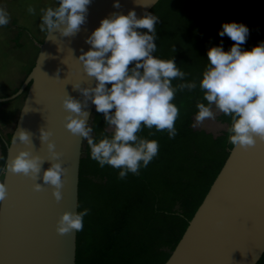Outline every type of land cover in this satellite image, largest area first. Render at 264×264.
<instances>
[{
    "label": "clouds",
    "instance_id": "1",
    "mask_svg": "<svg viewBox=\"0 0 264 264\" xmlns=\"http://www.w3.org/2000/svg\"><path fill=\"white\" fill-rule=\"evenodd\" d=\"M90 3L91 0H59L57 7L42 10L41 31L47 30L49 35L56 30L61 36H74L85 23ZM114 7H120L119 0H114ZM28 12L36 14L32 6L28 7ZM9 20V13L0 7V26L8 25ZM158 21L159 18L150 13L137 18L135 11H129L127 15L113 13L103 18L86 39L91 47L77 58L84 74L95 80V86L73 84L74 89L82 94L83 102L67 92L61 101L65 110L64 127L72 135L87 141L91 159L100 167L109 165L119 169V179L126 178L128 173L139 175L140 168L147 167L158 155V141L138 135L144 127L167 131L170 139L177 135L175 123L180 112L173 103L175 95L177 91H191L197 87L194 81L173 86L172 81H183L186 73L177 67L174 59L164 60L153 55L157 49ZM248 34L249 29L243 23L222 24L219 35H227L234 43L228 51L222 46L208 49L209 66L199 83L207 104L197 103L194 124L199 126L205 120H214V107L231 117L228 142L234 149L244 151L255 147L258 141L264 142V43L250 50L242 49ZM89 100L112 129L110 137L103 136L98 142L88 125L91 114L85 109ZM39 133L41 144L46 146L50 155L47 160L50 167L42 170L45 159L31 148H22L0 168V175L6 177L11 172L28 177L36 192L43 191L44 185H48L59 203L63 199L67 172L63 166V152L57 151L55 142L50 139L51 129L41 128ZM17 140L33 146L32 133L23 128L17 129L12 143ZM41 179L42 183L38 182ZM8 195L6 183L0 181V204ZM89 211L87 208L63 211L55 231L59 235L83 231L84 218Z\"/></svg>",
    "mask_w": 264,
    "mask_h": 264
},
{
    "label": "trees",
    "instance_id": "2",
    "mask_svg": "<svg viewBox=\"0 0 264 264\" xmlns=\"http://www.w3.org/2000/svg\"><path fill=\"white\" fill-rule=\"evenodd\" d=\"M148 13L159 18L153 55L174 59L186 73L183 81L173 80V86L194 81L197 87L175 95L173 103L180 114L174 138L155 128L144 127L138 133L159 143L158 155L147 167L140 168L139 175L128 173L119 179V169L100 167L91 159L87 141H83L78 211H90L84 218L83 231L77 232L76 264L168 261L233 148L227 131L231 117L218 114L217 121L226 128L217 133L194 126L197 103L207 104L199 83L209 66L208 49L222 46L230 50L234 42L227 35L221 37L219 31L224 22L231 21L249 29L242 49L264 43V0H159ZM88 125L97 142L112 135L95 105ZM12 135L3 139L0 133L4 157L0 168L5 166ZM257 264H264V254Z\"/></svg>",
    "mask_w": 264,
    "mask_h": 264
},
{
    "label": "water",
    "instance_id": "3",
    "mask_svg": "<svg viewBox=\"0 0 264 264\" xmlns=\"http://www.w3.org/2000/svg\"><path fill=\"white\" fill-rule=\"evenodd\" d=\"M159 0H91L86 20L74 36L47 33L34 67L19 87L0 103L12 101L26 91L16 128L32 133V143L17 140L7 147L10 159L19 149L31 148L45 159L42 170L50 167V155L41 144L39 130H52L56 150L63 152L67 169L57 203L52 189L33 191V181L23 175L7 173L3 181L8 198L0 204V264H76L77 232L59 235L56 222L63 211H78L79 173L83 141L72 135L63 123L62 97L69 95L83 102L73 84L95 86L86 76L77 58L89 50L86 39L103 18L113 13L137 18L148 13ZM94 104L85 109L91 115ZM91 116L88 119L90 121ZM42 175V173H41ZM38 182L42 183V179ZM264 254V142L258 141L247 151L232 148L223 168L202 204L189 223L183 237L165 264H257Z\"/></svg>",
    "mask_w": 264,
    "mask_h": 264
},
{
    "label": "crops",
    "instance_id": "4",
    "mask_svg": "<svg viewBox=\"0 0 264 264\" xmlns=\"http://www.w3.org/2000/svg\"><path fill=\"white\" fill-rule=\"evenodd\" d=\"M14 20L10 16V26H0V97L9 96L19 89L34 67L40 51L41 44L31 28L16 24ZM24 101L21 95L6 104H0V133L3 139L14 132ZM1 153L2 140L0 157Z\"/></svg>",
    "mask_w": 264,
    "mask_h": 264
},
{
    "label": "rangeland",
    "instance_id": "5",
    "mask_svg": "<svg viewBox=\"0 0 264 264\" xmlns=\"http://www.w3.org/2000/svg\"><path fill=\"white\" fill-rule=\"evenodd\" d=\"M59 0H0L1 7L4 8L12 18H15L16 24L27 25L31 28L34 36L39 40L40 44L43 43L47 30L41 31V16L42 10H46L48 7H57ZM32 6L36 10V14L32 15L28 12V7ZM34 37V38H35ZM24 98L26 93L23 94ZM215 113L214 120H205L202 125L197 127H205L214 132H220L226 128V125H221L217 121V116L220 113L213 107ZM109 130L112 131L109 126ZM4 175L0 178L3 181Z\"/></svg>",
    "mask_w": 264,
    "mask_h": 264
}]
</instances>
